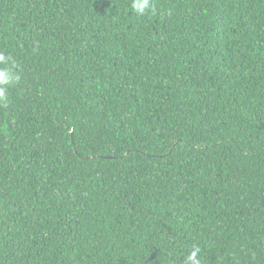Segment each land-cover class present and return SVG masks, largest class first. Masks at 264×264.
<instances>
[{
	"label": "trees",
	"instance_id": "1",
	"mask_svg": "<svg viewBox=\"0 0 264 264\" xmlns=\"http://www.w3.org/2000/svg\"><path fill=\"white\" fill-rule=\"evenodd\" d=\"M0 264H264V0H0Z\"/></svg>",
	"mask_w": 264,
	"mask_h": 264
}]
</instances>
